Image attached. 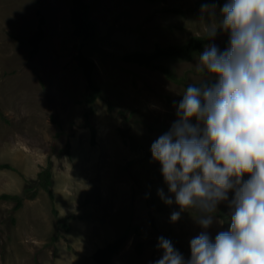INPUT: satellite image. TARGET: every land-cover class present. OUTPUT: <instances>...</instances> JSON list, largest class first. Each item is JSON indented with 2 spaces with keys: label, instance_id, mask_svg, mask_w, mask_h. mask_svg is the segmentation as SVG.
I'll list each match as a JSON object with an SVG mask.
<instances>
[{
  "label": "rangeland",
  "instance_id": "1",
  "mask_svg": "<svg viewBox=\"0 0 264 264\" xmlns=\"http://www.w3.org/2000/svg\"><path fill=\"white\" fill-rule=\"evenodd\" d=\"M88 1L100 36L82 50L95 61L94 78L103 94L89 116L96 128L93 144L84 124L86 82L74 59L80 38L69 17L71 0H0V163L11 165L0 167V194L23 195L33 188L48 160L54 194L50 198L38 188L19 208L15 200L0 197V264H100L92 256L95 249L125 230L128 236L109 264H154L163 255L158 237L166 233L188 260L191 239L207 232L214 241L230 229L234 192L217 205V211L225 207L229 213L227 224L215 213L211 225L202 228L194 210L171 221L180 206L152 158L151 145L177 119L186 90L120 54L150 49L155 42H180L210 27H216V36L200 54L209 45L220 49L228 35L219 27L227 0ZM37 8L45 15L44 37L29 58ZM199 55L174 61L177 73L186 70L189 80L210 77L196 71ZM67 141L68 153L63 149ZM158 189L172 198L171 205Z\"/></svg>",
  "mask_w": 264,
  "mask_h": 264
},
{
  "label": "clouds",
  "instance_id": "2",
  "mask_svg": "<svg viewBox=\"0 0 264 264\" xmlns=\"http://www.w3.org/2000/svg\"><path fill=\"white\" fill-rule=\"evenodd\" d=\"M220 11L229 46L221 51L209 45L199 55L214 79L187 86L177 119L151 153L180 206L172 222L194 210L207 229L233 191L230 229L214 241L207 232L191 239L188 260L171 240L158 237L163 255L154 264H264V0H227ZM215 35L210 27L207 37ZM157 194L173 203L163 189Z\"/></svg>",
  "mask_w": 264,
  "mask_h": 264
},
{
  "label": "trees",
  "instance_id": "3",
  "mask_svg": "<svg viewBox=\"0 0 264 264\" xmlns=\"http://www.w3.org/2000/svg\"><path fill=\"white\" fill-rule=\"evenodd\" d=\"M148 1L155 2L163 0ZM206 1L210 0H199V4ZM91 6L92 4L88 0H71V5L69 7V17L73 26L74 34L80 38V43L77 52L74 54V59L76 60L77 67L81 70L86 82L82 102L85 105H88V107L85 111L84 124L90 129V141L93 144L95 143L96 128L90 122L89 116L95 110L94 103L96 99L100 97L103 98V94L100 84L97 83L94 78L96 69L95 61L82 50L83 45L95 41L100 36L97 21L90 14ZM163 8L171 12L184 11L183 9H180L176 6H164ZM36 13L38 15L37 24L29 36V58H33L38 53L39 43L44 37L45 15L40 8L36 9ZM207 35L208 31L203 34L190 35L188 38L180 42H169L166 44L155 42L154 46L150 49L135 48L127 50L120 54V59L136 63L149 69L157 70L164 74L167 79L182 84L185 90L189 85L199 87L205 82L211 83L214 77L201 66V68L196 71L202 74H210L211 76L201 80H189L187 78V71L185 70L184 73L178 74L173 62L179 60H191L195 56L199 55L203 51L206 44H208L213 39L208 38ZM228 46L229 35H226L221 44L220 50L224 51ZM190 70L193 71L194 68H190ZM108 103V107L112 109L111 102ZM69 147L70 142L67 141L63 149L68 153L70 151ZM51 165V160H48L47 164L43 166L37 173V180L34 183V187L27 189L23 195L3 192L0 194V197L15 200L14 208H19L23 204L24 198H33L37 194L38 188H43L48 192L50 198H54L51 188L53 175ZM0 167H11V165L8 162H3L0 163ZM53 210L57 213L55 208H53ZM216 213L222 217L224 223L227 224L229 213L227 212L226 208L221 207ZM151 221L153 223V218ZM127 236L128 230H125L112 241H109L105 245L96 248L92 254L94 260L100 264H109L113 255L118 252ZM163 237L171 240L173 243V240L169 238L168 233L164 234ZM137 249H141V242H138Z\"/></svg>",
  "mask_w": 264,
  "mask_h": 264
}]
</instances>
